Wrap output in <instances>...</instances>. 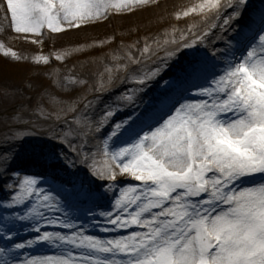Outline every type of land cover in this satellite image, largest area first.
<instances>
[{
	"label": "snow or ice",
	"instance_id": "obj_1",
	"mask_svg": "<svg viewBox=\"0 0 264 264\" xmlns=\"http://www.w3.org/2000/svg\"><path fill=\"white\" fill-rule=\"evenodd\" d=\"M139 3L147 4L148 0H139ZM246 3L247 0H203L183 13L187 17L190 12H196L199 19L193 18L185 28H174V35L169 36L165 31L166 38L162 40L152 38L149 42L145 39L139 49V59L131 51L136 47L135 43L121 45L119 50L109 53L117 65L116 70L107 69L106 80L95 90L102 92L121 82L133 85L116 97L119 106L138 107L144 121L157 122L153 130L146 132L130 147L107 151L111 136L120 132L123 126L118 123L107 139L97 143L96 151L83 150L87 138L99 133L117 110L108 105L104 115L92 120L88 113L98 97L86 100L68 98L70 103L65 106L64 97L57 98L58 95L53 93L45 95L42 90V98L34 107L21 103L10 115L5 113L18 125H30L27 131L18 134L21 138L48 135L67 144L76 154V162L86 164L100 179L115 180L126 175L141 182L139 189L126 187L120 190L112 212L98 214L114 228L126 229L128 224L143 225L139 227L141 230L109 240L85 235L82 230L67 236L44 232L40 240L55 239L97 255L76 256L69 252L62 256L29 258L25 264H122L115 259L106 262L100 258L107 253L125 254L127 259L123 264H264V186L244 187L240 183V178L246 174H264V142L257 140L264 135V99L257 95L264 93V88L258 87L264 85V34L242 58L225 59V67L219 69V74L213 75L199 93L204 97L199 102H180L174 106L172 92L173 89L180 91L182 82L202 71L198 65L187 64L178 67L170 79L162 77L182 49H191L199 44L208 47L215 55L222 51L212 48L217 41H224L231 48L223 33L235 31L232 25ZM113 7L121 10L125 5L112 4L111 0H0V14L6 25L2 30L10 29L15 33L13 39L23 38L31 45H44L48 40L56 42L70 36L73 30L84 32L90 20L107 19L108 10ZM228 9L231 11L225 14ZM111 42L101 41L100 44ZM93 46L96 45L51 50L37 55L35 64L37 67L41 63L49 67L53 59L66 63L72 53H81ZM3 47L0 44V48ZM4 55H10L17 62L29 59L11 49ZM158 78L155 98L149 96L137 103L148 84ZM61 83L65 87L87 86V80L75 72L65 75ZM32 86L31 83L28 85L29 88ZM20 91L14 89L0 93V106L16 101ZM170 105L173 107L160 116ZM29 110L34 119L25 120ZM69 114L70 120L67 118ZM55 122L63 123L65 127L57 128ZM123 124H128V120ZM221 136L236 138L234 142L250 153L257 163L250 166L235 152L217 143ZM37 156L40 160L47 159L42 150ZM8 159L9 154L0 155V171ZM64 159L69 165L73 163L68 157ZM152 159L159 163L152 164ZM195 161H200L199 165ZM165 167L175 175H165ZM17 181L15 185H6L15 189L14 204L34 198L31 213L42 216L40 209L46 213L59 211L55 197L35 187L36 179L17 176ZM107 191H112V185ZM185 191L189 195L180 198L178 193ZM168 192L177 197L174 202L156 199ZM145 213L151 219L143 218ZM46 222L75 228V225L55 216H48ZM33 243L27 242L28 245ZM16 247L23 248L25 244Z\"/></svg>",
	"mask_w": 264,
	"mask_h": 264
},
{
	"label": "rangeland",
	"instance_id": "obj_2",
	"mask_svg": "<svg viewBox=\"0 0 264 264\" xmlns=\"http://www.w3.org/2000/svg\"><path fill=\"white\" fill-rule=\"evenodd\" d=\"M202 2L203 0H156V2L148 0L147 4H140L139 0H111L112 4H121L125 5V7L121 10H117L114 7L109 8L107 19L103 17L92 19L89 21V26L84 29V32L76 33V30H73V33L70 36L62 38L56 42L48 40L44 45H31L23 38L18 40L13 39L16 35L15 33H12L10 29L2 30L5 29L6 25L3 21L2 14H0V44L5 46L0 48V93L5 90H21L18 93L16 101L5 102L3 106H0V155L5 153L9 154V159L4 165L3 171H0L1 236L14 237L20 233L31 231L37 226L51 225L46 222L48 216H55L59 220L65 222L67 218H62L60 216L64 214L66 202L73 198L79 197L84 202H91L94 200L103 202L111 195H114L116 200L121 189L126 187H138V181L126 175L118 176L115 180L100 179L98 176L93 175L86 164L76 162V154L69 149L67 144L60 143L57 139L50 138L48 135L36 134L21 138L18 134L27 131V128L30 127V125H18L14 119L6 114L10 115L16 110L15 107L19 106L21 103L26 107H34L42 98L40 95L42 90H44L43 94L45 95L53 93L58 95L57 98L64 97L65 106L67 103H70L68 98H72L73 100H86L98 97L97 103L88 113L92 120H97L100 116L104 115L106 106L108 105L116 107L117 110L109 119V122L101 128L100 132L94 134L95 139L90 142L87 141L83 150L85 152L96 151L97 143L107 139L112 134L114 126L118 123L123 126L120 132L111 136L107 151L113 152L120 148L130 147L139 138L135 136L131 140H128L126 139L127 136L130 132L140 130L143 126L142 123L140 126L137 125L139 122H144L140 117L141 109L134 106H129L127 108L121 107L119 106V102L116 101V97L127 92L128 89L133 87V85L128 83V87L123 89L122 92L118 91V83H115L113 87L108 90H102V92L95 90V87L99 88V84L106 80L108 76L107 69H112L113 71L116 70L117 65L112 61L109 53L113 52V50H119L121 45H131L135 43L136 47L132 48L131 51L133 55L139 59V49L143 46L145 39H149V42H151L152 38L162 40L166 38L164 36L165 31L171 36L176 34L174 28L187 27L188 23L193 22V18L199 19V15L196 12H190L189 16L185 17L183 13L188 11V9L192 8L194 5H198ZM252 4L259 8L256 9L257 15L255 18L260 17L261 8L264 7V0H247L245 7L241 10L240 16L232 25L235 29L239 20H247L251 15V12H255L253 8L251 9ZM230 11L231 9L226 10L225 14ZM177 16H179L180 19H177ZM223 35L227 39L230 38V32H225ZM108 40H111L112 42L103 46L100 44L101 41ZM86 44H95L96 46L87 47L81 53H72L67 57L66 63L58 62L53 59L49 67H44L42 63L37 67L35 64L34 58L40 54H47L49 52L47 49H50V51L64 49L70 50ZM212 48H217L216 42L212 45ZM8 49L15 51L21 56L28 57V61L17 62L10 55L5 56L4 52ZM210 53L212 52L208 47L199 44L193 46L191 49H182L171 62V67H173V64L179 60V56L184 57L189 55L195 57L196 61L199 62L201 58H210L208 55ZM187 64H189V61H186L183 66ZM211 65L212 64L208 66ZM132 68L135 69V66H132ZM205 71L206 70H203V72ZM72 72H75L81 79L87 80V86H63L61 83L63 77ZM203 72L191 76V83L197 77L201 76ZM162 77L164 79H170V77L165 78L164 73L162 74ZM159 80L160 78L148 84L145 92L141 93L137 98V103L149 96L155 98L159 86V83L155 84V82ZM30 83L33 85L32 88L28 87ZM154 85H156V88L152 89V86ZM258 87L264 88V85H258ZM107 93L110 97L106 98L105 101H102V96ZM257 95L261 99H264V93H257ZM63 115L64 114L62 113V117ZM129 117H131V119H129ZM67 118L70 120L71 115L69 114ZM24 119H34L30 110L25 114ZM125 120H128V124H123ZM55 125L60 129L65 127V125L60 122H55ZM128 125L129 127L132 126L131 130L127 129ZM106 127H109L110 129L105 131L104 128ZM122 131H124V133H121ZM122 138L126 141L119 143ZM257 138L260 139V142H264V135ZM235 139L236 138L231 136H221L218 138L217 143H220L229 148L230 151L235 152L236 155H238L246 164L254 166L257 162L252 159L250 153L243 151L240 145L234 142ZM100 146L103 147L102 143ZM41 150L47 159H39V162H48L50 160L49 155L52 154V157L61 164V167L56 169V172L58 178L61 177L65 179H59L57 182L53 176L48 177L47 179L51 181L50 185L43 186L39 189L45 194L55 197V203L59 211L46 213L43 209H40L39 211L42 213V216H38L35 213H31V208L34 205L33 203L23 212H3L4 209L8 210L14 206H20L22 204H14L12 202L15 189H10L6 187V185L17 184V176L20 178H38L37 176L32 175L31 172L38 170L39 166H26L24 164L29 158L34 156L38 157L37 153ZM64 157H68L73 163L69 165ZM158 163L159 161L152 159V164ZM199 163L200 161H195L196 165H199ZM76 169H78V171ZM146 170L147 163L145 164V171ZM70 172H72L76 178L81 177L78 179L75 187L66 186V181L73 177L68 176ZM164 173L165 175H175V173H172L171 170L166 167L164 168ZM55 183L58 185L57 187L55 186ZM109 185H112L111 192L107 191ZM1 191H3L5 195H1ZM161 197L163 196H159L156 199L160 200ZM31 221H33L34 224L32 227H28L30 224L29 222ZM25 262L26 260H23L14 264H25Z\"/></svg>",
	"mask_w": 264,
	"mask_h": 264
},
{
	"label": "bare ground",
	"instance_id": "obj_3",
	"mask_svg": "<svg viewBox=\"0 0 264 264\" xmlns=\"http://www.w3.org/2000/svg\"><path fill=\"white\" fill-rule=\"evenodd\" d=\"M252 8H253V9H257V7H256L255 5H253V4L251 5V9H252ZM242 29H244V28H242ZM252 31H253V30H252ZM245 36H246V34H244V37H245ZM238 41H239V40H238ZM238 41H235L234 44L237 45V44L240 42V41H239V42H238ZM228 54H229V53H228ZM217 57H219V55H217ZM229 58H230V57H228V56L225 57V59H229ZM253 187H258V186H253ZM36 258H37V257H36Z\"/></svg>",
	"mask_w": 264,
	"mask_h": 264
}]
</instances>
